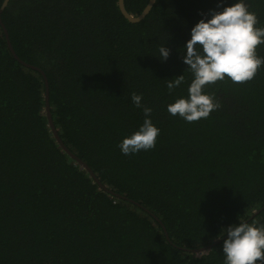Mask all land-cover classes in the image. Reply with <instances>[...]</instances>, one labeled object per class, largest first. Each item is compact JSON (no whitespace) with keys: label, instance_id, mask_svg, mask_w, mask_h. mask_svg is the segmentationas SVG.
<instances>
[{"label":"trees","instance_id":"obj_1","mask_svg":"<svg viewBox=\"0 0 264 264\" xmlns=\"http://www.w3.org/2000/svg\"><path fill=\"white\" fill-rule=\"evenodd\" d=\"M148 2L125 6L138 16ZM245 2L264 27V0ZM220 4L157 0L131 23L118 0H10L13 48L45 73L54 125L98 181L57 143L44 77L13 57L0 25V264H224L226 228L264 224V67L206 86L221 105L207 119L167 110L194 78L191 30ZM132 93L161 131L154 149L124 155L118 145L146 119Z\"/></svg>","mask_w":264,"mask_h":264},{"label":"clouds","instance_id":"obj_2","mask_svg":"<svg viewBox=\"0 0 264 264\" xmlns=\"http://www.w3.org/2000/svg\"><path fill=\"white\" fill-rule=\"evenodd\" d=\"M218 7H223V0ZM211 19H201L191 30L183 62L193 74L187 97H181L167 106L172 116L186 122L207 119L221 105L215 96L205 92V87L230 78L233 83L244 84L255 78L264 67V57L257 55V47L264 44V27H257L259 18L249 10L245 0H238L222 11L210 10ZM170 49L161 46L159 58L166 61ZM185 81L180 75L169 79L171 94ZM137 108H143L146 119L139 128L118 145L122 154L132 155L156 147L160 129L149 118L152 109L141 103L143 97L132 93ZM223 242L224 264H264V224L240 221L226 228Z\"/></svg>","mask_w":264,"mask_h":264},{"label":"water","instance_id":"obj_3","mask_svg":"<svg viewBox=\"0 0 264 264\" xmlns=\"http://www.w3.org/2000/svg\"><path fill=\"white\" fill-rule=\"evenodd\" d=\"M157 0H149L148 4L146 5V7L144 8V10L138 15V16H133L132 14H130L125 6V0H118V6L120 9V12L122 13V15L131 23H139L141 22L152 10L153 6L155 5ZM10 0H4L1 7H0V25L3 29V32L5 34V38H6V42H7V46L11 52V54L13 55V57L20 62L22 65L31 68L33 70H37L39 71L45 80V85H46V92H45V111H46V115L48 118V122H49V126L52 130V133L57 141V143L59 144V146L73 159L76 161V163H78L82 168L86 169L91 176L96 180V176L94 175L92 169L85 163L83 162L81 159H79L63 142V140L61 139L58 130L56 129L53 119H52V115H51V110H50V103H49V88H48V80L46 78L45 73L38 67L32 66L27 64L26 62H24L16 53L15 49L13 48V45L11 43L10 37H9V33L7 28L5 27L3 20H2V14L5 10V8L8 6ZM196 251V250H195ZM197 252V251H196Z\"/></svg>","mask_w":264,"mask_h":264}]
</instances>
